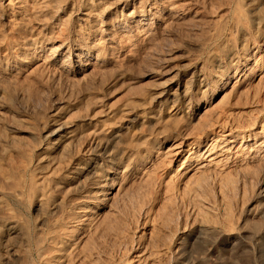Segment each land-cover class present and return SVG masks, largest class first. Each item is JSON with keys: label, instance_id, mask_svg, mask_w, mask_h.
I'll return each instance as SVG.
<instances>
[{"label": "rangeland", "instance_id": "rangeland-1", "mask_svg": "<svg viewBox=\"0 0 264 264\" xmlns=\"http://www.w3.org/2000/svg\"><path fill=\"white\" fill-rule=\"evenodd\" d=\"M263 208L264 0H0V264H264Z\"/></svg>", "mask_w": 264, "mask_h": 264}, {"label": "bare ground", "instance_id": "bare-ground-1", "mask_svg": "<svg viewBox=\"0 0 264 264\" xmlns=\"http://www.w3.org/2000/svg\"><path fill=\"white\" fill-rule=\"evenodd\" d=\"M264 209V208H263ZM262 211H264V210H262ZM262 213V212H261Z\"/></svg>", "mask_w": 264, "mask_h": 264}]
</instances>
